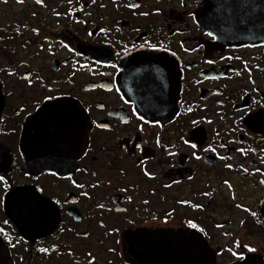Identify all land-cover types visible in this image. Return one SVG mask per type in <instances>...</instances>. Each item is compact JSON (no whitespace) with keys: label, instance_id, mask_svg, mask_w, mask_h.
<instances>
[{"label":"flooded vegetation","instance_id":"flooded-vegetation-1","mask_svg":"<svg viewBox=\"0 0 264 264\" xmlns=\"http://www.w3.org/2000/svg\"><path fill=\"white\" fill-rule=\"evenodd\" d=\"M200 0H0V263L264 264V41Z\"/></svg>","mask_w":264,"mask_h":264},{"label":"water","instance_id":"water-1","mask_svg":"<svg viewBox=\"0 0 264 264\" xmlns=\"http://www.w3.org/2000/svg\"><path fill=\"white\" fill-rule=\"evenodd\" d=\"M197 16L225 44L264 41V0H200ZM195 264H215L213 251L201 239Z\"/></svg>","mask_w":264,"mask_h":264}]
</instances>
